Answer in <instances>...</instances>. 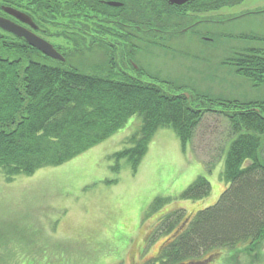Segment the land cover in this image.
I'll list each match as a JSON object with an SVG mask.
<instances>
[{"label":"rangeland","instance_id":"rangeland-1","mask_svg":"<svg viewBox=\"0 0 264 264\" xmlns=\"http://www.w3.org/2000/svg\"><path fill=\"white\" fill-rule=\"evenodd\" d=\"M255 3L260 5L262 1L244 0L242 10ZM239 9H235L237 14ZM185 17L192 22L187 14ZM261 18L264 16L213 25L212 31L202 34L210 42L193 32L180 33L189 24L187 19L173 30V35L137 36L132 43L136 50L124 51L126 62L132 53L134 68H141L140 75L130 66L124 67L117 55L110 63L111 53L105 57L101 49L88 56L74 53L70 64L80 72L105 74L114 65L115 74L124 71L167 92L186 94L189 100L199 96L225 107L212 105V112L203 116L192 141L185 146L171 128L157 130L135 172L126 159L119 161L115 171L113 154L130 147L128 139L142 124L139 115L61 166L44 167L11 181L0 169V264H142L166 241V237H147L167 214L183 210L193 215L212 207L227 188L219 176L234 137L228 116L237 112V107L240 111V107L264 101V85L241 78L225 63V57L232 53L227 51L226 42L234 43L235 34L247 28L262 29ZM230 35L232 39L226 37ZM49 40L62 47L55 37ZM145 40L148 46L141 47ZM250 106L259 111L257 104ZM261 142L264 145V138ZM209 165L214 166L211 172ZM199 177L210 183V193L200 200L181 199L180 195ZM156 199L168 202L149 213ZM249 250L245 248L223 263L264 264V242ZM216 252L206 255V264H222L221 259L231 251Z\"/></svg>","mask_w":264,"mask_h":264},{"label":"trees","instance_id":"trees-1","mask_svg":"<svg viewBox=\"0 0 264 264\" xmlns=\"http://www.w3.org/2000/svg\"><path fill=\"white\" fill-rule=\"evenodd\" d=\"M138 5V0H131L115 9L103 5L100 8L115 11V20L127 23L126 13L130 10L142 13ZM100 22L108 23L106 20ZM52 37L60 41L56 44L62 46L57 48L64 57L63 62L38 53L23 39L0 35L4 42L0 44L4 53L0 58V169L7 181L18 175H31L44 167L65 164L102 143L130 118L139 115L142 124L128 139L130 147L113 154L115 171L119 169V161L126 159L135 172L157 130L171 128L185 146L192 141L203 116L212 112V105L225 107L223 103L199 96L189 100L186 94L167 92L161 86L140 81L124 71L115 74L114 65L101 74L80 72L70 64L76 52L79 56H88L101 49L105 57L111 53L110 63L117 55L124 67L134 70L132 53L126 62L125 51L136 50L132 43L137 37L72 34L50 36L49 39ZM146 42H142L141 47L148 46ZM64 47L67 48L65 52ZM234 69L237 75H244L259 86L264 83L256 79L260 77L259 72L254 74L252 68ZM258 69L264 71L262 66ZM134 72L140 75L141 68ZM255 104L259 108L257 113L250 108ZM239 109L237 107V112L228 116L234 137L219 176L227 188L208 209L198 210L193 215L183 210L167 214L147 237H166V241L142 264H206V255L228 249L231 254L221 259L224 264L237 252L245 248L254 251L264 242V145L261 142L264 101ZM213 167L209 165L208 171ZM210 191L207 179L199 177L180 197L200 200ZM167 202L156 199L149 213Z\"/></svg>","mask_w":264,"mask_h":264},{"label":"flooded vegetation","instance_id":"flooded-vegetation-1","mask_svg":"<svg viewBox=\"0 0 264 264\" xmlns=\"http://www.w3.org/2000/svg\"><path fill=\"white\" fill-rule=\"evenodd\" d=\"M130 1L123 0L121 6L122 3ZM243 1L194 0L189 4L178 7L170 5L165 0H138V7L142 10V13H137L136 9L134 11L130 10V13H126L129 16V21L120 23L115 20L117 15L115 11L100 8V5L111 9L118 8L107 4L112 2L111 0H0V19L10 21L16 27L40 37L61 54L60 49H57L50 42V36L72 34L82 36L122 34L136 37H146L151 34L173 35V30L176 27H180L179 22L187 19L185 17L186 14L187 17L191 15L188 18L193 20L190 23L187 19L186 21L189 24L180 33L193 32L194 36L210 42L212 40L202 36V34L212 31L213 25L231 23L250 16H264V0H261L262 3L260 5L256 3L249 5L247 10H242ZM213 7L219 8L213 9ZM237 7H240V15L237 14L238 10H235ZM131 13H134V15H131ZM20 17L28 19L27 22L21 20ZM75 20L77 23H74ZM101 20H106L108 23L100 22ZM153 21H157L156 23L162 28L157 27ZM260 23L262 24V29L253 30L247 28L235 34L234 38L236 40L234 43H231L233 40L226 42V44L228 43L227 51L232 53L225 57L227 60L225 63L230 67H240L242 70L252 68L254 74L256 72L260 73H258V77H260L256 79L264 80V71L262 72V70L258 69L259 66L264 67L263 18H261ZM0 35L6 38L9 35L15 36L1 27ZM226 37L233 38L231 35ZM23 41L26 42L24 39ZM0 42V44H4L3 39ZM238 42L241 44H237ZM1 49L0 47V58L4 54ZM255 69L257 70L255 71ZM243 77L245 76H241V78Z\"/></svg>","mask_w":264,"mask_h":264},{"label":"water","instance_id":"water-1","mask_svg":"<svg viewBox=\"0 0 264 264\" xmlns=\"http://www.w3.org/2000/svg\"><path fill=\"white\" fill-rule=\"evenodd\" d=\"M165 1L170 5L182 7L186 4L193 2L194 0H165ZM107 4L112 7L121 6V4L118 2H108ZM20 18L25 22H27L28 20V19H24L23 17ZM0 27L14 34L18 38H23L29 46L35 48L37 51L41 52L46 57L52 60H57L61 62L64 61V57L61 54H59L51 44L44 41L38 36L28 33V31L16 27L12 22L0 19Z\"/></svg>","mask_w":264,"mask_h":264}]
</instances>
